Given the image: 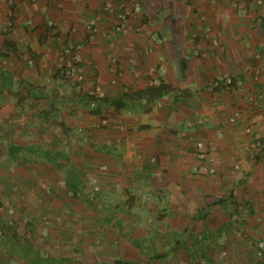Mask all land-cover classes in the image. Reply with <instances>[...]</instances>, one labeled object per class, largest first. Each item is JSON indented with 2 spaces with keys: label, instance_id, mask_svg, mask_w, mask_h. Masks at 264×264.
Returning a JSON list of instances; mask_svg holds the SVG:
<instances>
[{
  "label": "crops",
  "instance_id": "0c3cea01",
  "mask_svg": "<svg viewBox=\"0 0 264 264\" xmlns=\"http://www.w3.org/2000/svg\"><path fill=\"white\" fill-rule=\"evenodd\" d=\"M104 1L0 0V28L12 23L8 33L0 29V200L4 205L15 197L20 201L10 187L29 183L51 166L59 171L45 174L44 182L58 187L64 179L83 190L82 199H87L85 177L96 175L101 183L97 201L107 207L101 213L95 210L97 201L88 208L59 197L37 203L38 194H25L21 203L28 214L52 211L51 217L62 215V223L51 229L52 240L32 238L23 218L4 222L3 207L0 264H186L188 252L199 245L220 264H256L252 244L264 239V148L251 146L245 127L264 139V0L246 1V13L234 0H137L142 12L132 13L127 32L113 34L103 33L115 20L103 10ZM112 1L133 6V0ZM91 17L100 32L78 52L86 78L70 84L57 74V57L63 45L85 40L84 25ZM49 23L70 35L56 40ZM205 26L211 28L207 37ZM195 46L203 57L193 55ZM27 58L34 64L28 65ZM220 71L241 77L242 87L209 91ZM159 80L173 90L150 102L147 111L110 103ZM95 81L107 99L96 111L88 107ZM248 93L262 94L257 106ZM235 110L242 118L231 123ZM101 116L108 125L99 124ZM80 126L93 130L88 143L74 134ZM197 140L213 155L215 174L191 171ZM16 144L58 151L62 157L19 164L8 153ZM102 164L105 171L99 169ZM232 212L241 216L239 224ZM235 227L241 236L234 235ZM95 228L102 232L100 239ZM71 245L78 251L70 253ZM49 257L58 261L44 260Z\"/></svg>",
  "mask_w": 264,
  "mask_h": 264
},
{
  "label": "built area",
  "instance_id": "2783aa9c",
  "mask_svg": "<svg viewBox=\"0 0 264 264\" xmlns=\"http://www.w3.org/2000/svg\"><path fill=\"white\" fill-rule=\"evenodd\" d=\"M246 1L248 0H234V6L239 9L242 13H246L247 6ZM257 2H261V0H257ZM103 10L108 13L112 14L114 16V22H112L107 30H105L104 34H113V33H125L128 30L127 22L132 15L133 12H142V6L140 2L137 0H133V6L131 8H128L125 3H118L115 4L112 0H105L103 4ZM200 19L203 20V16H200ZM27 24H31V21L28 20ZM1 32L8 33L12 29V23L6 22L1 26ZM48 30L51 32L50 34L58 41H63L65 38H67L70 35V32H59L54 28V24L49 23L48 24ZM85 40L81 42H76L73 44L63 45L60 49V53L57 57V74L59 78L63 81H66L70 84L78 85L85 81V71L84 67L81 63L80 57H79V50L84 46V44H92L95 41L96 35L98 32H100V28L98 25V22L95 17L89 18L85 25ZM211 28L209 26H205V36L207 37L210 33ZM192 38H197V34H193ZM193 55L198 57H203L205 53L200 49L199 46H195L193 49ZM160 62L164 61V57L160 56L159 58ZM5 62V60H3ZM28 65H33L34 60L32 58H27ZM153 83H156L155 81ZM243 85V80L241 77L230 74L228 72H217L211 82L208 85L209 91H216V90H224L229 92H236L238 91ZM179 94V93H178ZM89 100H88V107L90 109H95L100 99L104 96L102 88L98 81H95L88 92ZM246 98L251 100L255 106L258 105L259 100L262 98L261 93H254V94H246ZM242 118V113L239 110H235L229 117V121L235 122L238 119ZM202 122L201 120H197V123ZM99 124L101 126L108 125V120L101 116L99 118ZM52 129L57 132L59 131V126H53ZM245 132L248 134L251 138V146L255 148L256 150H260L264 148V139L255 132L251 126L245 127ZM93 133L92 128L89 127H77L74 131V134L79 136L81 138V141L84 143H88L90 140V137ZM61 144L63 146L68 145V139L64 138L61 141ZM193 153L194 157L196 159V162L191 166V171L194 174L197 175H212L216 172V166H215V159L213 155L211 154L209 148L206 146V144L201 141L197 140L193 147ZM149 163L153 164L156 162V158L154 156L149 157L148 159ZM239 165L238 163L233 164V169H238ZM100 170L105 171L107 169V166L105 164L100 165ZM87 189L85 191V196L88 201L94 202L97 201V197L99 193L101 192V184L99 181V178L96 175L88 174L85 182ZM59 187L66 190L67 194L72 197H80L83 194L82 189H73L69 187L68 183L61 179L58 181ZM43 191L48 194L50 192V186L46 185L43 186ZM143 198L146 196L143 195ZM7 213L9 215L13 214V208H8ZM231 219L235 224H239L241 221V216L237 212L231 213ZM26 219H24V222ZM234 235L235 236H241L242 231L239 227H235L234 229ZM1 237V232H0ZM226 237L222 236L221 240H225ZM1 244V242H0ZM252 253L256 260V264H264V239H257L252 244ZM219 255L221 257H224L226 255V250L221 249L219 251ZM195 261L197 264H210L206 258L203 257H196Z\"/></svg>",
  "mask_w": 264,
  "mask_h": 264
},
{
  "label": "rangeland",
  "instance_id": "374dc122",
  "mask_svg": "<svg viewBox=\"0 0 264 264\" xmlns=\"http://www.w3.org/2000/svg\"><path fill=\"white\" fill-rule=\"evenodd\" d=\"M38 162L40 164L42 163V161H38ZM49 168H50V171H52V170L56 171V172L59 171L58 167L52 168L51 166H49ZM47 171L48 170L40 169V172L36 173V174H38L37 177H35L34 180L33 179L29 180L28 181L29 183H24V184L22 183L20 185H16L15 189H13V186H11L10 187V189H11L10 193L18 195L20 201H18L15 197L14 200H12V203L9 201V204L4 205L2 203V201L0 200V204H1L0 209L2 210L4 208H6L5 210H7L8 208H13V210H14L12 215H9L8 213L6 214V217L4 218V222L7 223V222L11 221L14 224V222H17L19 219L22 220V218H23V222H24V219H26V221L23 223V225H27L30 228V231L32 233V235H31L32 238L33 237L34 238L35 237H45L49 240H52L50 235L51 236H55V235H53V231H51V229L55 230V229H57L58 226H60V223H62V219H63L62 215L59 213H56L54 216L51 217V215L49 213L52 211H49V213L45 214V215H44V213H40L37 215L28 214V212L26 211V209L28 207L21 203L23 201V196L25 194L29 195V193L33 194L34 192H35V195L38 194V195H36V199H35L37 201V203H41L43 200H51L53 197H56V198L59 197L60 199L63 198L64 200L68 199L67 201H69L70 203H73L75 201H80L82 204H84L88 208H91V206H93V205L87 199H82L81 196L80 197L69 196L67 194V192L65 191V189L59 187V185L57 187V185L53 186L54 185L53 184L52 185L53 187H52V186H50V183H48V182L45 183L44 182L45 181V176H44L45 174H48L50 176L51 173H56V172H50V171L47 172ZM86 178H87V176L85 177L84 182H86ZM46 185L50 186V192L48 194H46L43 191V186H46ZM85 186H86V184H85ZM72 187L73 186H71V188ZM15 199L17 200V202ZM98 202H101V201L98 200L96 203H98ZM96 203H95V205H96L95 210H97L101 213H104L105 212L104 210L107 207H105L102 202L100 203L101 204L100 206H98ZM45 211H46V209L43 210V212H45ZM14 216H18V219H16V221H13ZM8 226H10V224ZM111 227H113V224H111ZM5 228H7V227H5ZM22 229H23V227H22ZM32 229H33V231H32ZM98 230H99L98 228H95L93 232L95 233V236H96L95 238L100 239V237H98V236L101 235L102 232L98 231ZM41 231L44 233L40 234L39 232H41ZM99 241L101 242V240H99ZM96 245H97V243H96ZM188 249H190V247ZM69 250L71 251L70 253L78 251L77 249H75V247H73V245L70 246ZM197 251H199V252H197ZM186 252H188V251H186ZM188 253H190L191 256H189V255L188 256L186 255V256L188 259H190V258L191 259L186 264H197L195 261V258L198 256L206 258L210 264H220L219 258H217L216 260H213V259H209L208 257H206V255L203 252V247H200V245L197 246L196 250L193 253L192 252H188ZM107 260H111V259H107ZM63 264H67V263H63Z\"/></svg>",
  "mask_w": 264,
  "mask_h": 264
},
{
  "label": "trees",
  "instance_id": "16d2710c",
  "mask_svg": "<svg viewBox=\"0 0 264 264\" xmlns=\"http://www.w3.org/2000/svg\"><path fill=\"white\" fill-rule=\"evenodd\" d=\"M173 88L170 84L164 83L163 81H158L156 84H150L143 90L133 93H126L124 96L110 100V103L116 108L127 109L130 112H135L138 110L147 111L149 110L150 102L154 99L161 97L168 91H172ZM133 100V102L129 101ZM107 101L104 97L100 99V103ZM94 109L96 111L99 107ZM9 155L19 164H26L30 162L38 161H50L61 158L62 154L58 151L43 149L39 146L34 145H10L8 147ZM45 261L49 263H56L58 260L54 258H45ZM110 264H131L128 261L114 260Z\"/></svg>",
  "mask_w": 264,
  "mask_h": 264
}]
</instances>
